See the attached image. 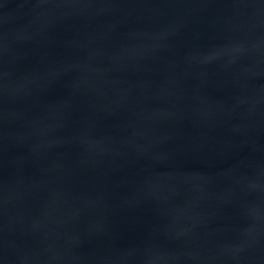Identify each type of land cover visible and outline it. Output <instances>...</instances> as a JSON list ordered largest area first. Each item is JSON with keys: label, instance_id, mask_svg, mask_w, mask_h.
<instances>
[{"label": "water", "instance_id": "1", "mask_svg": "<svg viewBox=\"0 0 264 264\" xmlns=\"http://www.w3.org/2000/svg\"><path fill=\"white\" fill-rule=\"evenodd\" d=\"M0 264H264V0H0Z\"/></svg>", "mask_w": 264, "mask_h": 264}]
</instances>
